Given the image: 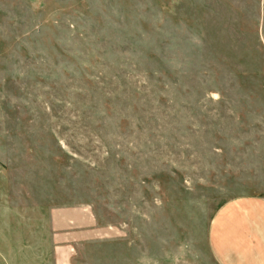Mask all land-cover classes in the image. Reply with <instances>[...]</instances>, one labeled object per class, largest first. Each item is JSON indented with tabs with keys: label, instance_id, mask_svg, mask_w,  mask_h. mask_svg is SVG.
Wrapping results in <instances>:
<instances>
[{
	"label": "rangeland",
	"instance_id": "obj_1",
	"mask_svg": "<svg viewBox=\"0 0 264 264\" xmlns=\"http://www.w3.org/2000/svg\"><path fill=\"white\" fill-rule=\"evenodd\" d=\"M245 195L264 197V0H0V204L32 244L0 264H52L51 211L84 208L115 234L84 264H216L212 216Z\"/></svg>",
	"mask_w": 264,
	"mask_h": 264
},
{
	"label": "crops",
	"instance_id": "obj_2",
	"mask_svg": "<svg viewBox=\"0 0 264 264\" xmlns=\"http://www.w3.org/2000/svg\"><path fill=\"white\" fill-rule=\"evenodd\" d=\"M9 209L0 204V254L27 250L32 246L25 242V235L30 233L28 214H14ZM62 211L54 210L50 214L54 250L52 264H84L78 256V244L115 235L109 227L99 228L87 208L76 212H73L75 209ZM65 211H68V216ZM212 217L207 230L208 246L216 264H264L263 196L232 197L218 207ZM40 232L43 231H32L33 234Z\"/></svg>",
	"mask_w": 264,
	"mask_h": 264
}]
</instances>
